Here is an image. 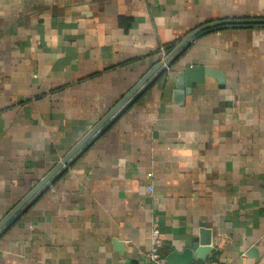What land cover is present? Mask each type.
<instances>
[{
  "label": "crops",
  "instance_id": "0c3cea01",
  "mask_svg": "<svg viewBox=\"0 0 264 264\" xmlns=\"http://www.w3.org/2000/svg\"><path fill=\"white\" fill-rule=\"evenodd\" d=\"M264 0H0V221L188 34ZM206 76L176 96L179 72ZM264 264V27L190 42L0 234V264ZM120 245V246H119Z\"/></svg>",
  "mask_w": 264,
  "mask_h": 264
},
{
  "label": "water",
  "instance_id": "95a60500",
  "mask_svg": "<svg viewBox=\"0 0 264 264\" xmlns=\"http://www.w3.org/2000/svg\"><path fill=\"white\" fill-rule=\"evenodd\" d=\"M264 27V18H233L223 19L201 25L197 29L188 34L167 56L164 61L158 63L120 102L115 105L110 112L102 118L77 144L76 146L47 174L45 178L31 192L0 221V234L20 215L25 209L49 186L67 166L83 152L89 145L103 132L109 125L126 109V107L135 99L142 91L143 86L156 73L165 71L164 63L168 66L172 65L181 53H183L191 41L212 31L235 28H252ZM206 76H213L220 83L224 82L223 72L205 66L193 65L179 72L176 84V96L185 95L189 92L194 83L203 82ZM212 242V231L209 228H203L199 239L192 243L191 247L186 248L182 252L173 251L167 256V260L171 264H192L196 259L203 255L205 247ZM120 246V245H119Z\"/></svg>",
  "mask_w": 264,
  "mask_h": 264
},
{
  "label": "built area",
  "instance_id": "2783aa9c",
  "mask_svg": "<svg viewBox=\"0 0 264 264\" xmlns=\"http://www.w3.org/2000/svg\"><path fill=\"white\" fill-rule=\"evenodd\" d=\"M169 54L170 52L168 53V55ZM167 56L162 61H164L167 58ZM164 67H165V70H170V66H168L166 62L164 63ZM150 243H151V247L148 252V260L150 264H171L169 263L167 258L161 254V248L164 245V237L159 227L156 225L151 227ZM192 264H197V263H192ZM204 264H222V263L212 260Z\"/></svg>",
  "mask_w": 264,
  "mask_h": 264
}]
</instances>
